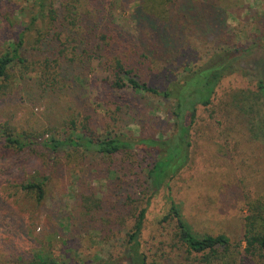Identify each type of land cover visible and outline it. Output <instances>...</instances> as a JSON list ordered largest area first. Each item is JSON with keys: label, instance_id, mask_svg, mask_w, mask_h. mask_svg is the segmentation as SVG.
Segmentation results:
<instances>
[{"label": "rangeland", "instance_id": "1", "mask_svg": "<svg viewBox=\"0 0 264 264\" xmlns=\"http://www.w3.org/2000/svg\"><path fill=\"white\" fill-rule=\"evenodd\" d=\"M66 1L51 3L57 6ZM139 3L142 13L156 17L167 16L168 11L170 15L183 13L174 10L179 3L210 7L212 15L206 22L184 33L190 46L182 64L201 65L218 46L264 52V0H117L113 19L118 23L131 18ZM88 9L83 7L84 12ZM36 11L35 0H0V55L28 28L25 56L29 60L41 56L33 39L39 25L31 24ZM215 17L220 22H213ZM255 61L244 57L241 70L220 82L212 104L197 108L189 162L168 186L170 197L196 235L229 239V253L212 264H240L245 233H264V83L260 88L259 75L251 66ZM67 66L61 86L54 91L41 90L34 75L12 78V89L4 93L8 95L0 92V132L7 127L32 140L43 134L47 141L70 135L73 120L79 133L88 128L98 137L108 126L130 138L138 137L139 126L145 137L172 130L169 105L153 98L135 97L139 116L123 114L115 125L109 119L114 110L109 101L120 93L109 87L103 64L94 61L78 69V62H64L63 67ZM153 83L159 86L158 80ZM42 149L35 145L16 154L0 144V264H129L126 242L133 219L119 221L121 226L112 232L107 230L114 220L107 215L110 208L120 207L125 196L134 192L127 185L113 190L114 171L125 172L120 161L112 163L91 154L67 159L66 153L53 159ZM39 174L48 177L41 204L17 186ZM167 210L162 191L151 201L141 234L146 263L200 264L176 240L173 223L158 224ZM251 264H264V260Z\"/></svg>", "mask_w": 264, "mask_h": 264}, {"label": "trees", "instance_id": "2", "mask_svg": "<svg viewBox=\"0 0 264 264\" xmlns=\"http://www.w3.org/2000/svg\"><path fill=\"white\" fill-rule=\"evenodd\" d=\"M35 1L37 14L31 24L39 25L33 39L36 44L34 49L40 51L41 56L30 60L26 58L28 50L25 48V38L29 33L28 28H23L10 50L0 55L2 95H8L4 93L12 89L13 79L21 80L25 75L36 76V83L43 91L57 90L67 73L66 68H69L63 67L64 62L72 65L76 61L78 69H84L97 61L104 66L109 87L120 93L113 94L115 100L109 101L114 107L109 119L115 125L123 114L139 116L136 97L153 98L169 105L173 128L158 137H145L138 125V137L130 138L114 132V128L108 126L104 135L98 137L88 128L79 133L74 128L73 120L69 124L72 127L70 135L65 138L52 137L46 141L43 134L33 136L32 140L24 137V134L17 136L5 127L0 132L2 147L19 154L29 147L42 146L44 153L53 159L66 153L67 159L78 160L80 155L91 154L112 163L119 160L123 165L121 170L125 172L114 171L116 183H111L113 190L120 191L127 185L134 192L125 196L120 207L110 208L107 215L114 220L107 230L112 232L116 226H121L119 221L133 219L126 242L129 264H147L146 256L141 251V234L151 201L162 191L165 192L168 210L158 224L173 223L176 240L189 256L197 257L200 264H212L223 259L229 253V239L224 235H196L182 218L170 197L168 186L189 162L190 132L196 121L197 108H208L212 104L220 82L241 70L240 62L244 57L258 59L251 66L259 75V87L263 88L264 52L218 46L201 65L182 64L190 46L184 33L188 32V27L197 30L206 22V17L212 15L210 7L203 4L192 7L179 3L177 9L173 3L170 7L174 5V10L180 9L183 13L170 15L168 11L167 16L156 17L142 13L139 3L131 18L121 19L117 23L112 17L117 0H67L57 6L51 3L53 0ZM83 7L89 9L84 12ZM214 19L213 22H220L217 17ZM123 24L128 26L127 29ZM14 68L16 72H12ZM153 80H158L159 86H155ZM153 118L161 123L158 117ZM40 138L42 142H37ZM130 174L132 178H128ZM47 183L48 177L39 174L19 182L17 186L23 194L41 204L46 198ZM99 207L104 210L101 205H96V209ZM242 242L245 247L240 264L264 260V233L249 230ZM39 264L55 263L39 261Z\"/></svg>", "mask_w": 264, "mask_h": 264}]
</instances>
